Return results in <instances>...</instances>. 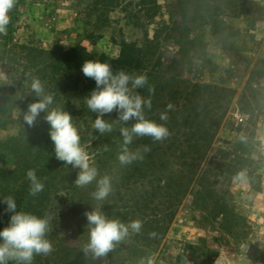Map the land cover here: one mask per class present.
Masks as SVG:
<instances>
[{"label": "rangeland", "instance_id": "rangeland-1", "mask_svg": "<svg viewBox=\"0 0 264 264\" xmlns=\"http://www.w3.org/2000/svg\"><path fill=\"white\" fill-rule=\"evenodd\" d=\"M119 1L126 11L115 9L109 22L100 26L98 9L106 0H17L9 13L13 38L59 52L80 42L90 55L105 61L117 56L123 41L145 47L147 36L150 42L145 51L154 57L164 83V90L151 99V103L156 99L158 102L155 122L163 123L170 132L167 139L153 143L149 158L157 165L158 183L175 214L164 242L150 256L155 264H264V111L255 130L236 99L227 110L217 108L209 115L200 106L189 113L192 118L185 127L179 116L177 124H172V117L184 103L195 102L196 84L221 87L235 92L236 97L244 92L264 93V0H219L224 15L214 25L197 19L198 0ZM200 1L213 4L214 0ZM130 14L141 28L128 22ZM203 17L209 20L207 14ZM226 28L240 37L231 40L225 36ZM4 37L0 34V45ZM166 110L168 119L161 121L160 114ZM236 111L246 116L245 122L235 121ZM145 117L148 119V113ZM104 118L114 121L111 134L100 136L93 129L78 131L92 166L100 171H107L108 165L118 162L123 143L120 128L135 123L123 125L116 120L115 112ZM15 135L14 127L0 130V141ZM194 144L209 146L207 161L215 163L201 181V169H193L197 155L184 157L180 153V147ZM222 151L232 155L222 157ZM237 156L262 163L261 181L255 186L229 183V175L219 170L218 165L234 162ZM13 172L14 159L0 154V180H10ZM95 189L94 181L69 204L72 215L56 239L52 264L134 261L133 247L125 239L106 257L94 258L91 252L85 255L83 247L89 227L84 213L99 208L106 216L112 206L114 191L106 200L96 201L92 197ZM3 199L0 196V220L5 228L13 213L6 212ZM29 213L42 218L41 209L36 206ZM229 223L242 226L248 234L244 240H238L237 230Z\"/></svg>", "mask_w": 264, "mask_h": 264}, {"label": "trees", "instance_id": "trees-1", "mask_svg": "<svg viewBox=\"0 0 264 264\" xmlns=\"http://www.w3.org/2000/svg\"><path fill=\"white\" fill-rule=\"evenodd\" d=\"M218 1L214 0L213 4H204L198 0L197 19L216 24L221 14L224 15ZM120 8L126 11L119 0H106L104 6L98 9L99 25L105 26L109 22V15ZM206 14L209 20L203 17ZM127 20L134 27L141 28L131 14ZM219 24L225 26L223 21H219ZM225 33V36L234 41L240 37L239 33H233L231 29L226 28ZM4 35L0 45V130L14 127L16 135L0 141V154L10 155L14 159L12 178L0 180V196L4 199L13 197L16 200L17 211L29 213L36 206L41 209L42 218L50 216L52 230L47 238L55 248L56 239L72 215L69 204L74 200V196L86 190L87 186L75 185L79 169L65 165L55 158L54 144L49 136V125L44 120L45 113H41L33 127H28L24 123L23 115L28 105L38 100L30 87L32 79L38 77L44 83L46 93L54 96L51 107H59L69 112L73 117L72 123L78 131L92 130L96 114L88 109L86 97L90 96L96 84L94 80L83 75L82 65L86 60L97 59L90 55L80 42L70 45L63 52L19 43L13 38L12 22ZM149 42L146 36V46L140 48L137 44H128L123 41L118 47L116 57H108L101 62L111 64L114 72L122 69L128 73H146L154 92L150 94L147 87L135 89L133 92L152 99L164 90V83L157 65L154 64V57L145 51ZM193 93L197 97L195 102L184 103L182 110L177 111L175 117H172V124L177 122L179 116L182 118V126L185 127L187 121L192 118L189 113L195 112L200 106L205 107L209 115L217 108L227 110L236 99V103L243 107V113L250 117L249 125L255 130L259 115L264 111V105L261 106V102H264L262 91H253L250 94L244 92L236 97L235 92L221 87L196 84L193 87ZM157 103L156 99L151 103V110H145L149 120H158ZM205 103L208 105L206 106ZM153 143L150 137L134 138L129 147L132 151L139 152L142 159H137L126 166H122L119 161L113 162L112 165L107 166V171L98 170V177L107 175L111 178L114 191L111 195L112 206L106 216L109 219H119L125 224L136 219L144 222L140 234L133 233L130 229L129 235L125 238V242L131 243L133 247L134 261L123 264H139L141 258L147 260L152 253L158 251L175 215L174 211H171L172 205L166 203V192L158 183L157 165L149 158L153 152ZM145 147L149 150L144 151ZM209 148V146L198 144L180 147V153L184 157L189 154L197 155L198 159L193 169H201L198 178L200 181L203 175L210 171L209 167L215 165L214 161H207ZM219 155L230 157L232 154L222 151ZM105 158L108 159V155H105ZM90 164L92 165L91 160ZM182 165L192 166L191 163ZM218 167L224 174L229 175L227 179L229 183L240 182L234 177L241 171L246 173L248 186H255L261 181L262 163L260 161H249L245 157L237 156L234 162L218 165ZM30 169L36 171L38 179L44 184L43 191L36 196L29 194L30 181L26 173ZM4 207L7 208L5 203ZM219 213L224 215L223 211ZM232 226L237 230L235 235L239 237L238 240H244L248 234L242 226L237 223ZM3 229L4 225L0 220V231ZM150 233H155V236L150 237ZM53 253L48 256H37L33 264H52Z\"/></svg>", "mask_w": 264, "mask_h": 264}, {"label": "clouds", "instance_id": "clouds-1", "mask_svg": "<svg viewBox=\"0 0 264 264\" xmlns=\"http://www.w3.org/2000/svg\"><path fill=\"white\" fill-rule=\"evenodd\" d=\"M17 0H0V34H6L11 23L9 13L15 7ZM82 72L86 78L95 81L96 88L86 97L88 109L96 114L92 128L100 136L113 132L114 121L105 119L107 115L116 113V120L123 125L135 121L131 127H121L120 135L123 143L117 155L122 166L129 165L137 159H142L139 152L130 149L134 138L150 137L154 142L163 141L170 135L163 123H157L145 117V110H151V99L134 93L135 89H154L149 84L146 73H128L124 70L113 71L112 65L99 60H86L82 65ZM31 91L38 98L28 105L23 115V121L28 127L35 126L41 113H45L44 120L49 125V136L54 144L55 158L79 169L75 185L86 187L96 182V189L92 197L96 201L106 200L112 192L111 178L107 175L100 177L98 169L90 164V157L80 142L78 129L72 123L73 117L64 109L51 107L54 96L46 93L45 85L40 78L31 81ZM171 107L170 105L168 106ZM167 110L160 114L161 121H167ZM243 139V137H242ZM149 149L145 147L144 151ZM30 181L29 194L36 196L44 189V184L38 179L36 171L30 169L26 173ZM242 183L247 182L246 173L241 171L234 177ZM7 205L6 212L13 213L7 227L0 231V264H33L37 256H48L54 248L47 238L51 232V217H38L35 214L17 211L16 200L9 196L3 199ZM89 227L88 241L83 247L85 255L89 252L94 258L106 257L114 247L124 240L129 231L140 234L144 222L140 219L132 220L128 224L119 219H109L97 208L84 213ZM154 237L155 233H150ZM139 264H155L153 256L147 260L141 258Z\"/></svg>", "mask_w": 264, "mask_h": 264}, {"label": "built area", "instance_id": "built-area-1", "mask_svg": "<svg viewBox=\"0 0 264 264\" xmlns=\"http://www.w3.org/2000/svg\"><path fill=\"white\" fill-rule=\"evenodd\" d=\"M235 121L237 123H243L246 121V116L241 114L240 112L236 111V113L233 115Z\"/></svg>", "mask_w": 264, "mask_h": 264}]
</instances>
